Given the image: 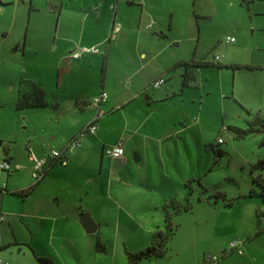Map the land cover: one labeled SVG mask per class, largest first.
I'll return each mask as SVG.
<instances>
[{
	"label": "crops",
	"instance_id": "1",
	"mask_svg": "<svg viewBox=\"0 0 264 264\" xmlns=\"http://www.w3.org/2000/svg\"><path fill=\"white\" fill-rule=\"evenodd\" d=\"M116 1L115 9L111 5L113 14L110 17L107 15L101 22V15L91 17L90 23L87 22L89 12L83 16V24L99 22L101 26L82 30L79 36L71 37L72 47L65 54L66 57L63 56L64 59L67 58L63 72H79L87 76L89 70L82 65L93 61V57L89 55H103L99 82L95 77L85 78L81 82L84 88L77 91V94L85 98L75 99L74 103L66 102L67 108L58 105V112L45 119L46 126L30 130L25 128L22 139L23 149L27 143V151L24 149L16 157V161L11 151L5 150L2 159H7L11 165L19 164L20 167L15 168L13 165L11 171H5V178L0 171V215L4 216L0 220V245L9 244L0 250V264H9L4 258L7 253L13 255L10 251L12 243L28 246L34 257L50 255L57 264H64L60 261L63 260L62 257L58 255L60 250L62 253L71 252L69 260H78L79 264H84L79 259L82 245L101 250L106 248L105 245L111 247L110 243L116 244L118 238L125 245L124 252L125 248L133 251L144 249L151 242L152 232L164 229V204L171 199L183 202L188 196L185 182L199 178V147L208 151L214 147L222 149L216 147L221 143L217 141V137L214 141L211 138H199L198 132L203 131L200 129L206 128L205 124L200 126L199 123L204 117L202 107L205 93L209 92L204 84L207 76L203 73L198 78L196 76L197 81L195 79L182 86L181 75L184 68L181 65L173 66L176 62L191 58L197 60L194 57L195 50L189 56L181 55V51L176 49V41L170 36L166 37L163 27L165 23L160 20H157L159 27L152 29L157 23L152 21L148 0ZM102 3L106 4L108 1L102 0ZM105 6L111 10L109 3ZM147 12L148 18H145ZM115 22L120 25V29L112 32ZM167 28L172 29L171 22L167 24ZM157 29L160 30L161 38L166 39L165 42L161 43L159 35L155 34ZM113 34L115 38L111 39ZM91 42L99 43V52H83L79 58L69 57L72 49L87 46L84 44ZM129 46L132 51L127 49ZM115 47L117 48L113 50ZM226 58L225 64H240L232 63L228 54ZM111 59L115 61L114 71L119 78L124 74L128 76V85L125 81H107V77L105 80L106 67L108 74ZM251 67L262 68L263 65ZM158 77H163L164 81L155 87L153 81ZM37 78L32 80L42 85ZM193 87L198 97H188ZM105 90L108 95L99 104L101 113L94 119L95 131L78 134L95 116L96 108L89 103L90 99ZM66 91L76 92L71 84ZM188 98L191 108L183 102ZM248 120L245 119L246 122ZM228 124L227 130H231L228 126L242 127L236 123ZM118 141L124 145L123 155H106L105 148ZM51 148L63 151L67 158L66 164L51 159L45 166L44 175L32 185L28 196H21L18 189L32 183L31 155L43 156ZM262 156L264 150L258 152L255 158ZM21 168L24 169L23 181L9 187L10 173ZM4 183L5 189L2 188ZM193 190L194 187H191L190 201H193ZM243 196L237 201L245 199ZM208 203L212 206L219 203V200L213 204ZM260 205L258 200H254L252 204L249 200L243 203L244 209L239 217L246 227L231 239H227L230 233L225 234V231L229 232L231 225H236V222L235 219L232 222L222 208L217 209L215 215L202 209L196 212L200 216L197 217L194 215L192 202L189 210L176 212L168 206L171 221L179 225L176 229L184 221L193 228L203 218H208L203 222H209L213 226V230L206 233L207 244L198 252L195 250L187 264L204 263V256L210 253V248L219 251L218 259L228 258V254L236 252L240 255L241 264H264V239L261 238L264 225H259L260 218L256 216ZM83 212H89L95 223L93 232L96 234L92 238L86 236L87 232L78 220ZM12 219L19 223L18 226L15 225V229L12 227ZM217 228H221L222 232L215 233ZM7 229L11 237H5ZM19 231L24 235H20ZM233 239L241 241L242 253L229 247ZM93 240L99 247L93 245ZM257 243L262 244L258 247ZM23 249L21 246L20 250ZM96 258L99 259L97 256ZM13 261L10 260L11 264ZM144 261L141 263L145 264ZM107 262L111 263L112 260ZM122 262L126 264L123 260ZM113 263L117 264L118 260H113ZM160 263H163L162 260L152 262Z\"/></svg>",
	"mask_w": 264,
	"mask_h": 264
},
{
	"label": "rangeland",
	"instance_id": "2",
	"mask_svg": "<svg viewBox=\"0 0 264 264\" xmlns=\"http://www.w3.org/2000/svg\"><path fill=\"white\" fill-rule=\"evenodd\" d=\"M107 1L110 9L111 5L115 9L117 1ZM108 3L103 4L102 0H0V161L5 150L11 151L15 161L24 149L27 151V143L23 149L25 128L30 130L33 127L39 129L46 126L45 119L58 112V105L67 108L66 102L85 98L77 94L78 90L84 88L81 82L85 78L95 77L99 82L103 55L102 57L100 54L89 55L93 57V61L82 65L89 70L87 76L79 72H63V68L67 65V58L64 59L63 56L72 47L71 37L79 36L82 30L101 26L99 22L83 24V16L87 12H89L88 23L92 21L93 16L101 15V22L107 15L110 17L113 14V9L109 10L105 6ZM148 3L152 21L154 24L157 23L152 29L159 27L157 20L165 23L163 27H165L166 37L170 36L176 41V49L181 51V55L189 56L191 51L195 50L194 57L197 59L212 61L214 55H218L220 63H223L221 66L212 63L193 67L197 78L205 73L207 77L204 84L207 86L206 91H209L205 93L206 98L202 107L204 117L199 123L200 126L205 124L206 128L200 129L203 131L198 132L199 138L206 140L211 138L214 141L216 137L217 139L220 137L223 142L216 147H222L223 153L217 154L213 149L208 151L199 147L200 182H197V179L191 181V187H194L191 202L195 216H197L196 212L202 209L215 215L217 209L222 208L230 220L233 222L235 219L236 222V225H231L229 232L225 231V234L230 233L227 239L237 237L238 231L246 227L242 218L239 217L244 209L243 203L249 200L252 204L254 200H258L261 204L260 208L262 207L259 196L247 197L244 194L249 187L257 189L252 178L262 171L259 168L252 170L251 164L257 160L255 155L264 150L262 142L264 132L256 131L245 137L236 138L234 132L227 130L226 125L229 122L246 127L245 119L257 116L264 126V0H249V2L243 0H148ZM145 18H148V12ZM170 22L172 29L169 30L167 24ZM159 31L157 29L155 34L159 35V40L163 43L166 39L161 38ZM227 35L234 36L235 41L227 44L225 41ZM112 38H115V34ZM98 44L91 42L84 45L97 47L100 50ZM127 49L132 51L131 46ZM226 54L230 57V61H233L232 63L263 65V67L227 66L225 65ZM114 68L115 61L111 59L108 74L106 67L105 80L107 77V81L123 83L125 81L128 85V76L124 74L119 78ZM21 78H37L39 83L45 86L41 85L46 93L45 105L22 108L15 106L20 96ZM70 84L76 92L66 91ZM191 90L193 91L188 94V97H198L197 91H194L196 89L193 87ZM105 91L108 95L107 90ZM183 102L192 107L190 98ZM193 108L196 106L193 105ZM23 171L24 169L21 168L10 173L9 187L13 183L23 181ZM1 175L5 178V171H2ZM203 188L206 190L203 191ZM214 190H223L228 199L238 195L240 197L244 195L245 199L240 201H237L238 198L233 199L232 204L224 205L225 200L220 198L219 203L216 204L215 197L210 196ZM207 201L215 204L209 206L211 204ZM260 208L256 216L260 218L259 225L260 223L264 225V214L259 213ZM205 219L208 218L199 219V224L193 228L186 225L185 221L182 222L180 228L176 229V233L167 241L166 254L143 259L145 264H152L154 260H162L163 263L160 264H187L195 250L198 252L204 244H207L206 233L213 230L209 222H203ZM11 222L13 229L16 228L15 225H19L13 219ZM216 231L222 232V229L217 228L215 233ZM9 233L7 229L5 237H11ZM95 234V232H87L86 236L92 238ZM20 235L24 233L20 232ZM261 238L264 239V234ZM12 239L13 237L10 238ZM92 243L99 247L94 240ZM110 244L111 247L105 245L106 248L101 250H96L90 245L89 247L82 245L79 259L84 264H114L113 260H118L117 264H124L122 260L126 262L125 245L121 243V238H118L116 244L114 242ZM257 244L260 247L262 243ZM21 246L23 250H20ZM10 251L13 255L7 253L4 258L9 264H11L10 260H14L12 264H39L32 250L26 245L12 243ZM209 252L219 256V251L215 249L210 248ZM70 254L71 252L62 253L60 250L58 255L63 259L60 261L64 264H79L78 260L68 259ZM227 256L229 257H219L213 264H241L238 253L232 252ZM47 257L54 260L50 255ZM95 258L97 261L94 260ZM108 260L112 262L108 263Z\"/></svg>",
	"mask_w": 264,
	"mask_h": 264
},
{
	"label": "trees",
	"instance_id": "3",
	"mask_svg": "<svg viewBox=\"0 0 264 264\" xmlns=\"http://www.w3.org/2000/svg\"><path fill=\"white\" fill-rule=\"evenodd\" d=\"M245 2H248L249 0H243ZM217 64L218 66L223 65V63H220L219 60H215L213 57L212 61H207L204 59H189L186 61H180L176 62L173 66L181 65L184 68V71L182 73L181 77V85L186 86L190 81H194L196 79V73L193 69V67H201L206 66L208 64ZM227 66H231L233 68L246 66L251 67L252 65L249 64H225ZM19 98L16 102L15 106L17 108L22 107H33V106H41L46 104L45 100V90L44 88L37 84L32 79H26L21 78L20 80V87H19ZM231 130L234 131V135L236 138H242L246 135L256 132V131H263L264 132V126L262 121L257 117L253 116V118L249 119L247 121V126L242 128L238 126H228ZM262 142L264 143V136ZM217 154H222L223 150L221 148H212ZM259 168L262 172L258 173L257 175L253 176L252 181L256 185L257 189L255 187H249L247 193L244 195L246 196H252L257 195L260 197L262 202V207L259 210V213L264 214V156L257 158L256 161H254L251 164V169ZM197 179V182L199 181V178ZM193 179V180H195ZM192 179H189L185 182V185L188 188V196L185 198L183 202L171 199L170 202L164 204V212H165V226L164 229H156L151 234V242L150 244L145 247L144 249H140L137 251L125 249V255H126V264H141V261L143 259H150L152 257H159L166 254V243L169 240V238L173 235L174 231L176 230L177 224H174L170 219V209H168V206H171V209L174 211L179 210H189L191 208V201L189 198L190 190H191V181ZM206 189L203 188V191ZM210 196L215 197V200H220V198L225 200V204H231L233 199H237L240 197V195L233 197V198H227L226 193L223 190H214ZM9 244H3L0 245V250L6 248ZM36 259L40 264H57L52 258L47 256H39L36 255ZM203 264H211L208 262H205Z\"/></svg>",
	"mask_w": 264,
	"mask_h": 264
},
{
	"label": "built area",
	"instance_id": "4",
	"mask_svg": "<svg viewBox=\"0 0 264 264\" xmlns=\"http://www.w3.org/2000/svg\"><path fill=\"white\" fill-rule=\"evenodd\" d=\"M120 29V25L118 23H114L112 26V32H117ZM235 40L234 36L228 35L225 38V41L227 43L233 42ZM83 52H92V53H97L99 52V49L97 47H88V46H82V47H77L73 50L70 51L69 57L70 58H79ZM215 60H220V56L215 55L214 56ZM164 81L163 77H158L153 81V85L159 86L162 84ZM107 97V93L105 91L100 92L98 95L92 97L89 101V103L96 108V113L95 116L91 118V120L84 125L78 134H82L84 132H94L96 129V124L94 122V119L96 116H98L101 111L99 109V104L101 101L105 100ZM218 142H222V139L219 137L217 139ZM105 153L106 155H109L111 157H121L124 153V145L121 141H118L116 144L108 146L105 148ZM31 158L33 159L32 167H31V177H32V183L31 185H28L24 188L18 189V192L20 193L21 196L27 197L28 192L31 189L32 185L36 183L37 181L40 180V178L44 175L45 172V166L48 164V162L51 159L58 160L61 164H66L67 158L64 155L62 150L51 148L49 152L43 156L36 157L31 155ZM15 168L20 167L19 164L14 165ZM12 170V165L7 159H2L0 161V171H11ZM6 184L4 183L2 188L5 189ZM3 215H0V220L3 218ZM229 247L231 249L236 250L239 253H242L243 250L241 248V241L238 239H233L231 240ZM205 262L208 263H213L218 260V255L213 254V253H206L204 256ZM1 262V259H0Z\"/></svg>",
	"mask_w": 264,
	"mask_h": 264
},
{
	"label": "water",
	"instance_id": "5",
	"mask_svg": "<svg viewBox=\"0 0 264 264\" xmlns=\"http://www.w3.org/2000/svg\"><path fill=\"white\" fill-rule=\"evenodd\" d=\"M78 220L86 232H93L95 230L96 226L89 212H83Z\"/></svg>",
	"mask_w": 264,
	"mask_h": 264
}]
</instances>
